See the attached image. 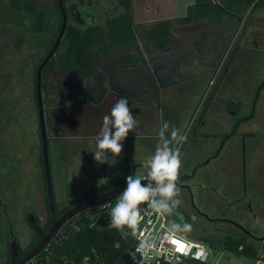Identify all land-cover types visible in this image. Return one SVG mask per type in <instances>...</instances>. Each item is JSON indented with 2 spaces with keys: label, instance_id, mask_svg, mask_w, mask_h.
<instances>
[{
  "label": "rangeland",
  "instance_id": "obj_1",
  "mask_svg": "<svg viewBox=\"0 0 264 264\" xmlns=\"http://www.w3.org/2000/svg\"><path fill=\"white\" fill-rule=\"evenodd\" d=\"M35 2L37 8L48 12L50 22L55 24L54 0ZM117 2L88 0L85 6L69 2L68 9L77 24L89 25L101 21L106 12L114 15L121 13V7H116ZM254 6L250 5L237 13L241 22L236 17H224L222 21L177 23L173 30V42L169 46L173 57L151 60L149 47L140 45L143 56L139 61L122 65L117 58L128 52L130 47H113L111 55L101 60L98 73L92 79L63 74L57 67L47 71L41 94L51 185L57 209L70 205L90 188L130 172L137 177L145 176L147 169L143 166L144 160L153 155L158 147L165 146L167 141V147L178 152L181 160L178 176L189 175L197 167L194 177L183 181L192 190V200H184L185 197L180 199L186 211L190 213L188 207L195 206L201 207L210 217L231 218L252 231L259 239L248 238L247 241L261 248L264 243V239H261L264 237V89L259 94L251 118L239 127V131L250 133V137L246 138L244 155L240 143L231 139L217 157L205 163L208 156L219 151L220 136L228 131L232 122L221 104L228 98L241 99L250 104L256 84L264 78L251 71L246 75L237 66L230 73H225L214 91L215 96L204 108L229 53L238 44L236 36L241 34L243 26L249 24L252 16L249 11ZM16 33L22 34L26 40L20 51H15L0 36V124L5 126L7 122L9 145L20 143L18 159L25 205H32L26 197H33L34 210L44 222L47 206L44 202L40 153L38 156V113L30 57L44 47L41 48L38 39H32L23 27L14 28L13 34ZM133 52L138 51L133 49ZM239 61L240 57L235 60L236 63ZM261 66L258 63L259 72L262 71ZM254 76V81L249 80ZM101 89H105L104 93L116 91L119 99L127 98L137 121L135 129L123 142L121 154L118 157H104L102 159L107 162L103 163L94 159L97 133L85 134L97 130V126H92V115L83 119L85 122L76 116L71 125L64 127L61 124L67 110L60 104L64 102V97L67 104L75 103L77 99H81V103L97 101ZM246 91L248 97L243 95ZM234 107L228 104V108L236 110ZM108 108H103L99 115H109L111 109ZM245 114L248 113L245 111ZM165 124L167 128H164ZM161 131L163 136L160 135ZM173 132L176 136L172 135ZM213 133L216 137H211ZM256 144L258 146L255 148ZM230 149L232 153H229ZM243 176L247 193L242 186ZM251 181L256 184L251 186ZM247 202H252L249 207ZM169 221V225L178 233L196 240L207 235L215 238L227 233L237 235L234 227L223 221L201 218L186 224L187 228L178 219L170 218ZM21 232V244L25 246L31 236L25 221ZM206 246L210 256L205 264H264L263 261L211 249L208 244ZM183 264L201 263L189 261Z\"/></svg>",
  "mask_w": 264,
  "mask_h": 264
},
{
  "label": "trees",
  "instance_id": "obj_2",
  "mask_svg": "<svg viewBox=\"0 0 264 264\" xmlns=\"http://www.w3.org/2000/svg\"><path fill=\"white\" fill-rule=\"evenodd\" d=\"M69 1L72 0L63 1V7L67 15V24L55 53L48 59L42 69L41 89L44 86L47 71L55 67L66 75L79 76L83 79L94 78L100 68L101 60L105 56L109 57L111 55L113 47H130L128 52L123 53L118 58L119 63L122 65L129 64L132 61H139L138 59L143 56V52L139 50L140 45H147L149 47L153 57H151V60L162 57H173L174 55H171L169 46L173 42V30L177 23L189 24L210 20L222 21L224 17H236L237 21H240L241 18L237 13L254 2V0H196L193 5L188 7L187 15L184 17L134 24L132 18V0H118L116 7H121V13L114 15L106 12L102 23L80 25L70 19L67 5ZM74 1L79 6H85L88 2V0ZM54 8L57 15L55 24L50 22V15L46 10L37 8L35 0H0L1 38L6 39L15 51H20L24 47V44H26V40L22 34H13V29L23 27L28 31L32 39H38V44L41 48L44 47V49H39L40 52L37 51L30 55V57L32 56L34 97H36V69L51 50L61 25V14L57 6V0H54ZM133 49H137L138 52H133ZM235 52L236 46L229 53L224 67L214 84V89L225 75ZM213 90L206 100L204 108L208 106V102L214 97ZM115 92L114 90L107 91L100 100L83 101L82 103L81 101L79 102L81 99H77L75 103H70L71 100H69L68 103L70 104H67L64 97V102L62 101L60 104L64 105L67 111L64 114L65 120L61 125L64 127L71 125L74 121L73 118L76 116L85 122L83 119L92 115V126H97V130L95 132H85V134H98L104 118L99 113H102L103 108L107 110V106L110 107L108 109H111L119 100L117 96L119 93L116 92V94ZM76 96L80 98L77 92ZM40 163L43 171L44 188L46 189L41 146ZM131 174L132 172L128 175ZM128 175L90 188L87 192L72 201L70 205L64 206L61 209L55 207V216H61L71 206L79 202L125 184V177ZM119 195L106 203L104 207L81 211L69 219L36 256L34 264H119L125 261L133 247L134 237L131 235L127 238L122 237L119 231L110 226V217L108 215L110 208L115 204ZM45 201L48 221L44 227H40L42 234L46 233L51 223L46 190ZM39 238L38 236L34 243ZM197 240L203 242L205 245L208 244L211 249H221L236 256L264 262V243L261 248H258L253 242L247 241V236L244 233L237 235L227 233L220 238L207 235L199 237Z\"/></svg>",
  "mask_w": 264,
  "mask_h": 264
},
{
  "label": "flooded vegetation",
  "instance_id": "obj_3",
  "mask_svg": "<svg viewBox=\"0 0 264 264\" xmlns=\"http://www.w3.org/2000/svg\"><path fill=\"white\" fill-rule=\"evenodd\" d=\"M214 89V87H213ZM264 89V78L261 79V82L255 86V90L253 92V96L251 97L250 104L244 100H238L235 98H228L225 100L223 104H221L222 108H224L225 112L232 118V122L229 125L228 131L225 132L224 135L220 136L219 145L221 146L218 152H213L208 158L205 160V163L208 164L213 158L219 155L221 148L231 139H236L240 143V150H242V154L244 155L246 151V138L250 137V133L239 131V127L241 124L245 123L249 120L254 112L256 102L259 98V94ZM216 90V88L213 90ZM257 90V93H256ZM245 97H248V92H245ZM215 96V94H214ZM228 103L236 107V110L228 108ZM249 104V105H248ZM249 106V107H247ZM234 107V108H235ZM221 108V107H220ZM245 111L248 114H245ZM250 117V118H249ZM7 124V122H6ZM0 124V264H34L36 256L33 257L30 261L22 263L23 258L39 243L41 237L45 235L42 234L41 228L44 227L48 221L47 213L45 217V221L41 222L38 214L35 212L33 205L35 204V200L33 197L27 196L26 199L31 201V204L25 205V196L22 190V178L20 173L18 159V148L20 143H8L7 137V125ZM38 132H39V142H40V131H39V122H38ZM216 134L213 133L211 137H216ZM41 146V145H40ZM258 144L255 145V148ZM40 153V148L38 151V156ZM229 153H232V150H229ZM43 157V156H42ZM243 157V156H242ZM44 166V164H43ZM197 167L194 169L192 173L189 175L181 174L178 176L176 181L177 187L179 188V193L175 199H178L179 203L176 205L180 208L183 213V216L188 218L186 224L190 222H195L198 219H204L206 221H223L231 224L234 227V233L240 234L244 233L247 236V239L258 240L259 238L253 234L252 231L245 229L236 221H232L231 218H221V217H210L206 212H204L201 207H188L190 213L186 211L185 207L182 206L180 199L184 198V200L190 201V193L192 192L191 186L184 184L183 181L189 180L194 177L195 171ZM45 174V172H44ZM133 175V174H131ZM244 175V172H243ZM244 177V176H243ZM245 177L242 181V186L247 193V185L244 182ZM256 184L251 181V186ZM182 185H187L189 188H186ZM44 188V195H45ZM184 193V194H183ZM192 195V194H191ZM248 196V195H246ZM45 206L46 201L44 199ZM252 202L246 205L249 207ZM256 204H258L256 202ZM47 209V207H46ZM33 218L37 225V229L31 224L29 218ZM180 222L181 220L178 219ZM231 220V221H230ZM26 222L28 228L31 230L30 240L25 246H22L20 235L22 231L23 222ZM51 224V223H50ZM181 222V225L184 226ZM40 237L37 242L34 241ZM263 237V236H262ZM34 243V244H33ZM33 244V245H32ZM32 245L30 249H28ZM12 249L14 251V255L11 253ZM28 249V250H27Z\"/></svg>",
  "mask_w": 264,
  "mask_h": 264
},
{
  "label": "clouds",
  "instance_id": "obj_4",
  "mask_svg": "<svg viewBox=\"0 0 264 264\" xmlns=\"http://www.w3.org/2000/svg\"><path fill=\"white\" fill-rule=\"evenodd\" d=\"M136 125L127 98L121 97L112 106L110 114L103 118L101 130L96 136L94 159L103 163L107 162L102 159L104 157H118L124 148L123 142ZM164 128H167V124ZM160 135L163 136V131ZM172 135L176 136V133ZM167 143L165 141V146L158 147L153 155L144 160L143 166L147 169L145 176L125 177L126 186L109 210L110 226L124 238L137 236L138 226L143 219L142 212L150 209L157 214L171 213L179 203L175 197L179 193L176 181L181 160L178 152L168 148ZM142 179L146 182L142 183ZM150 246L146 240H141L138 250L146 253Z\"/></svg>",
  "mask_w": 264,
  "mask_h": 264
},
{
  "label": "crops",
  "instance_id": "obj_5",
  "mask_svg": "<svg viewBox=\"0 0 264 264\" xmlns=\"http://www.w3.org/2000/svg\"><path fill=\"white\" fill-rule=\"evenodd\" d=\"M195 1L196 0H132L133 23L143 24L184 17L187 15L188 7L193 5ZM69 2L75 1L72 0ZM251 5H255L254 8L249 11L252 13V16H250L248 21L249 24L243 26L244 29L241 34L236 36V41L238 43L235 45L236 52L226 72L230 73L232 69L239 66V69L246 75L251 71L252 74H259V77H262L264 76V0H254ZM104 18L105 16L101 21H96L97 23L94 24L102 23ZM70 19L72 20L71 16ZM72 21L75 22L74 19ZM213 24L215 26L216 22ZM185 26L187 27V25ZM239 57L240 61L236 63L235 60ZM258 63L262 65L261 72H259ZM255 78L254 76L252 79H248L254 81ZM102 80L105 81L106 79ZM104 91L105 89H101L98 100L104 97Z\"/></svg>",
  "mask_w": 264,
  "mask_h": 264
},
{
  "label": "built area",
  "instance_id": "obj_6",
  "mask_svg": "<svg viewBox=\"0 0 264 264\" xmlns=\"http://www.w3.org/2000/svg\"><path fill=\"white\" fill-rule=\"evenodd\" d=\"M143 177V176H142ZM134 237L128 258L119 264H183L196 261L205 264L210 252L207 246L196 239L184 236L170 225L169 213L157 214L147 209ZM141 240L151 246L145 253L138 250Z\"/></svg>",
  "mask_w": 264,
  "mask_h": 264
},
{
  "label": "water",
  "instance_id": "obj_7",
  "mask_svg": "<svg viewBox=\"0 0 264 264\" xmlns=\"http://www.w3.org/2000/svg\"><path fill=\"white\" fill-rule=\"evenodd\" d=\"M63 1L64 0H57V6L61 14V25L58 31V35L54 41V44L52 45L51 50L47 53V55L38 65L36 69V74H35V94H36V103H37V113H38V122H39L44 172H45V178H46L48 206H49L50 216H51V224H50V228L48 229L47 233L41 237V240L39 241V243L23 258L22 263L28 262L33 257L38 255L46 247L49 241L55 236V234L61 228V226L65 224L69 219H71L72 217L80 213L81 211H85L87 209L96 208V207H104L106 203H108L114 197L121 194V191L126 186V183H125L120 186L111 188L103 193H100L96 196H93L91 198H88L82 202L75 204L69 210L63 213L61 216L59 217L55 216V203H54L53 191H52V185H51L50 168H49V161H48V149H47L48 143H47V137L45 133L44 110H43V102H42V94H41V72H42V69L45 63L55 53L59 45L60 39L64 33L66 24H67V15L63 7ZM141 182L145 183L146 181L142 179ZM182 186L189 188L187 185H182ZM190 198L192 200L191 193H190ZM169 215L173 219H180L183 224H186L188 221V218L183 216L182 211L177 206L174 207V210L171 213H169ZM29 220L31 224L37 229L38 227L35 223V220L31 217L29 218ZM261 239H264V237H262ZM11 253L14 255L13 249Z\"/></svg>",
  "mask_w": 264,
  "mask_h": 264
}]
</instances>
